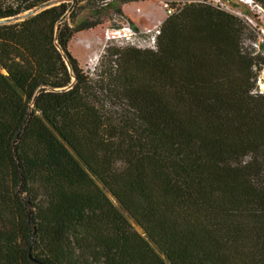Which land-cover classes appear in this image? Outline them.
<instances>
[{
  "label": "trees",
  "instance_id": "trees-1",
  "mask_svg": "<svg viewBox=\"0 0 264 264\" xmlns=\"http://www.w3.org/2000/svg\"><path fill=\"white\" fill-rule=\"evenodd\" d=\"M129 1L0 0L39 9L0 22V264H264L252 28L185 2L156 49L108 47L91 77L69 42Z\"/></svg>",
  "mask_w": 264,
  "mask_h": 264
},
{
  "label": "rangeland",
  "instance_id": "rangeland-1",
  "mask_svg": "<svg viewBox=\"0 0 264 264\" xmlns=\"http://www.w3.org/2000/svg\"><path fill=\"white\" fill-rule=\"evenodd\" d=\"M191 2L208 3L204 0H191ZM82 5L85 6L77 11L74 22L68 18L71 25L87 18L96 17L93 14V8L86 2H83ZM123 11V16L106 15L103 17V22L96 27L76 32L69 42V51L78 59L82 68L91 77H95L97 73H100L107 63L108 58L105 55L108 47H122L116 40L108 38L113 29L117 26L122 27L130 24L135 29L143 31L154 27L159 22L163 23L167 18L166 10L160 0L129 1L123 5ZM254 39H256V33L250 28L246 29L244 32L245 46L253 48L252 41ZM131 221L135 228L142 232V228L133 219Z\"/></svg>",
  "mask_w": 264,
  "mask_h": 264
},
{
  "label": "built area",
  "instance_id": "built-area-1",
  "mask_svg": "<svg viewBox=\"0 0 264 264\" xmlns=\"http://www.w3.org/2000/svg\"><path fill=\"white\" fill-rule=\"evenodd\" d=\"M166 10L167 17L177 12L178 7L191 0H160ZM209 4L228 11L247 23L256 33L257 39L252 41L256 53L264 61V5L256 0H204ZM162 22L143 31L137 30L130 24L113 29L108 35L111 40H116L121 46H135L138 48L156 49L157 37L161 33ZM257 72L255 92L264 94V62L261 67H255Z\"/></svg>",
  "mask_w": 264,
  "mask_h": 264
},
{
  "label": "water",
  "instance_id": "water-1",
  "mask_svg": "<svg viewBox=\"0 0 264 264\" xmlns=\"http://www.w3.org/2000/svg\"><path fill=\"white\" fill-rule=\"evenodd\" d=\"M39 9H31L23 14H20V15H17L15 17H11V18H5V19H0V22L1 21H4V22H13V21H20V20H23L25 19L26 17L30 16V15H33L35 14ZM68 65H69V62H67ZM70 66V65H69Z\"/></svg>",
  "mask_w": 264,
  "mask_h": 264
}]
</instances>
